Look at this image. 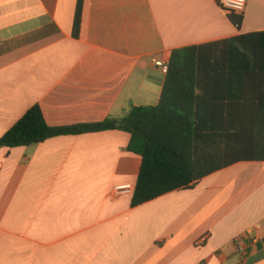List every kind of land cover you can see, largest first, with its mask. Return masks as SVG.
I'll list each match as a JSON object with an SVG mask.
<instances>
[{"label":"crops","instance_id":"1","mask_svg":"<svg viewBox=\"0 0 264 264\" xmlns=\"http://www.w3.org/2000/svg\"><path fill=\"white\" fill-rule=\"evenodd\" d=\"M77 3L0 0V138L36 105L56 127L157 105L175 49L224 41V102L195 156L245 157L133 207L134 192L115 193L143 162L127 131L2 146L0 264H264V59L250 51L264 0H249L240 27L216 0H83L75 36Z\"/></svg>","mask_w":264,"mask_h":264},{"label":"trees","instance_id":"2","mask_svg":"<svg viewBox=\"0 0 264 264\" xmlns=\"http://www.w3.org/2000/svg\"><path fill=\"white\" fill-rule=\"evenodd\" d=\"M83 0H78L73 33L77 36ZM231 21L241 26L243 16L229 15ZM260 34V33H259ZM264 35V33H261ZM258 35V34H256ZM250 45L251 59H264V36ZM222 42L193 45L175 49L170 56L167 77L157 105L136 106L123 118H109L98 123H85L56 127L50 125L39 105L30 108L22 118L0 138V147L29 146L46 139L103 130H124L131 134L128 149L142 156L143 162L135 186L133 207L152 201L180 189H190L214 168L226 166L230 161L245 157L235 154L223 162L199 161L197 145L202 144V128L215 124L211 109L220 107L217 91L223 85L214 74L222 71L218 66L226 57ZM251 72L256 73L254 68ZM217 87V95L211 93ZM217 143L223 141L221 133L212 131ZM234 136L239 134L234 133ZM236 150L234 149V152ZM254 157V156H251ZM264 157V156H257Z\"/></svg>","mask_w":264,"mask_h":264},{"label":"built area","instance_id":"3","mask_svg":"<svg viewBox=\"0 0 264 264\" xmlns=\"http://www.w3.org/2000/svg\"><path fill=\"white\" fill-rule=\"evenodd\" d=\"M220 7L229 15H241L243 16L248 7L249 0H216ZM160 64V63H159ZM164 69L168 70V65H163ZM135 190V186L131 183L119 185L115 188L116 195H122L125 193H132ZM243 246V239L238 241Z\"/></svg>","mask_w":264,"mask_h":264}]
</instances>
